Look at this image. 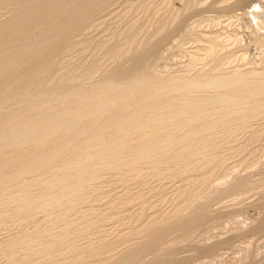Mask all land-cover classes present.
<instances>
[{
	"label": "bare ground",
	"instance_id": "6f19581e",
	"mask_svg": "<svg viewBox=\"0 0 264 264\" xmlns=\"http://www.w3.org/2000/svg\"><path fill=\"white\" fill-rule=\"evenodd\" d=\"M102 1L103 0H98L97 2L95 1L93 3L88 2L87 5L80 8L79 11L74 13L72 20L67 19L65 23L60 22L58 24H54L53 22L52 25H44V26L42 25L43 27H40L42 29L41 38L45 40L44 41L45 44L42 45L41 52H40L42 54V57H46L50 53L51 50L54 49L55 51V48H58L60 45H62V42L64 41V35L67 33V31H69V29L71 28L76 29L78 27V25L74 27L75 25H73L72 23L73 21H74V24L76 20L79 23H81L84 19L87 20V18H90L91 15L93 14L95 15L96 11L99 12V10H101V6L103 7L107 2V0H105L106 2L105 3L103 2L104 4L101 5ZM170 1L172 2V0H161L160 2L161 4H157L159 2L158 0L155 4L156 5L155 10L158 9V5L161 6V5L166 4L165 5L166 7L167 5H169ZM129 2L130 4L128 5ZM143 2H144L143 8L144 6H146V8L148 9L151 8L150 7L151 0L148 1L149 3H147L146 0H144ZM128 3H127L128 6H126V9H125L127 11L126 13H128L130 9L133 8V3H134V6H136L137 5L136 3H139V2L138 1L134 2V1L129 0ZM139 4L141 5V3ZM147 4L149 7L147 6ZM0 5L3 6L2 4ZM152 6H153V3H152ZM160 6H159L160 9L164 7V6L162 7ZM139 7H140L139 9H141L142 5ZM28 9L29 8H27V10ZM133 9L137 10L138 8L137 9L133 8ZM148 9H144V10H148ZM160 9L156 10V12L159 11ZM125 10H123L124 11L123 13H125ZM162 10L163 9H161L160 12ZM257 10L259 9L257 8ZM175 12L176 13H174L173 11L174 13L173 19L180 15L179 10L178 11L175 10ZM260 12L264 14V11H262L261 9L259 11H256L258 15L260 14ZM245 13L248 16L247 12ZM44 14L46 15L47 13L44 12ZM258 15H257L258 18L256 17L257 20L259 19V17L260 18L262 17L261 15L259 16ZM25 17H22V18H25ZM136 18H134L133 21H135ZM170 18L167 19V21H165V19L164 20L161 19V20L163 24H165V22L166 24H168V20H172V18L171 19ZM156 19L159 20V22L161 23V24L159 23L158 25H162V27L163 26L164 27L163 28L160 27L161 29L159 28V30L158 29L156 30V28H154L153 26L150 28L155 29V31L153 30L152 34L153 33L154 35L159 34L160 36L161 34L164 33V31H166L167 26H165L166 24L163 25L160 19H158L157 17ZM262 19L263 18H261V20L260 19L258 20L259 24H257V21L255 20L254 23L256 25L253 23L254 19H252V23L255 25L254 27L253 26L252 27L254 28L255 32L260 31L258 32L259 33L258 38H259V35H261L260 38H262L264 35V29H263L264 24L262 23L264 19L263 21ZM138 21H135V22H137L138 24L139 23ZM84 22L83 24L81 23L82 25L81 27L83 28L86 25ZM135 22H132V23H135ZM170 22L171 21H169V23ZM199 23L200 25H203L204 23H207V21L203 19ZM252 23L250 22L251 25H253ZM2 24L4 25V23ZM131 25H129L130 27L128 26L129 29L136 28V26L133 28L131 27ZM149 25L151 26L152 23ZM132 26H134V24ZM139 26L141 27L140 24ZM139 26H137L136 28L137 30ZM81 27H80V30L83 29ZM158 27L159 26H157V28ZM148 28L149 27L147 26V29ZM129 29H128V32H129L128 34L130 35L131 39L128 41H125L121 45L119 44V46L117 44L116 48L113 47L115 48V50L111 51L110 53L107 51H104L103 55H100L101 57L97 55L100 53L102 54V50L101 51L100 49L96 50L97 51L96 56L97 58L100 57V59H95L93 63L95 64V62L98 61V65L96 64L95 67L92 66V69L95 68L94 70H95V73L97 74V73H101L100 71H103L102 69L104 65L107 66L108 68H110L111 66V68L113 67V72L118 74L116 76H119L121 74L120 78L118 77L119 79L124 78L123 80L124 81L126 80L125 82L121 80L122 84L124 82L123 85H125V83L129 81L133 85L130 84L129 82L127 83L129 85H132L133 87L124 86L122 87L120 91L114 92V94H111L109 93V91H107V89H109L110 87L107 85L108 88L105 87L106 90L104 89L107 93H105L104 95H101L105 91H103L102 89L103 93L101 92L100 94L99 93L100 91L97 88L99 92L97 91L96 92L101 95V96H97L96 92L94 91L96 87L90 86L91 88H89L88 91L92 93L91 99L89 98L87 100H83V98L80 99L79 96L77 95L76 96L79 98V100L74 99V97L71 95L70 96L64 95L63 97L59 96L61 98L59 99V97H57L59 99L58 102L51 103L48 106L45 105L46 107L40 108L38 110L35 107L36 105L34 104V100L40 99L39 97L45 99L46 97L45 93L47 92V90L45 89L46 92H44V94L42 93L43 91H41L43 95L39 93V95L40 94L41 95L38 96L36 95L38 93L34 91L35 90L34 88L39 84V81L43 76L45 77L49 72H50L49 74H51L52 73L51 70L53 68H55L54 70H57L58 68H60V66L56 68V65L58 66V64H55V67H54V63H50V61H49L50 64L42 63L44 60L41 61V59L37 57L36 58L39 60L35 59V61H32L33 59L32 60L30 59L32 61L30 63L24 62L27 60L20 61L21 59L20 58L18 59V57H20L22 49L26 48L28 44H25V45L21 44L22 46H19V47L16 46L14 48L9 47L10 49H7V50L5 49L3 52L0 53V91L5 90V89H10L12 87L16 88V87H21V86H27L30 88V90L28 89L29 93L28 94L26 93L27 95L22 97L23 99L17 102L15 106L14 114H9L12 111H10L7 115L4 114L5 116H1L0 114V152H38L36 153L37 155L35 154L36 157L33 159L31 163L28 164V166H25L22 168L20 167L19 169H14L12 167L14 165L9 160L0 164V264H94V262L92 261L97 260L96 256L99 255L98 253L100 252V250L102 249V251L104 252L103 249L105 248V246H108L107 244H110L109 241L111 240V233L109 230L115 226V225L113 226V223L111 222L112 227L110 228L109 221L111 219L112 221L115 220L116 226L121 227V229L119 228L120 230L118 229V232L116 231L118 235H122L124 230L130 228V230H126L127 232H125V234L127 235L128 233V235L130 236L128 238L133 237V239H134V235L136 234L138 235V233L143 231V228L146 229V227H148L147 229L148 231L149 225H152L156 222V220L153 219V215H152L153 212L150 213L152 216L147 219L149 220L151 218L155 220L153 221L154 223L148 225L145 219V216H146L145 214L148 211L147 209L150 210L149 208L150 205L148 204L149 197L158 188H161L159 186H155V187L153 186L151 188H147L148 189L147 190L146 185L149 184L148 180L150 179V177L160 176L162 177L161 181L162 179L167 181L165 178H167L168 175H171V177L173 178L172 182L174 183V181L176 182V179L177 181L179 179V182L184 181L185 178L183 176L187 175L186 181L189 183L194 179L189 178L188 174L190 173L187 174V172L194 170L201 174L200 177L197 175L199 177L197 181L198 183L206 179L209 180V178L211 179V175L215 174L214 171L215 170H216L215 172L220 171L221 168L219 167L218 168L213 167L212 169L204 168L206 165H210L213 160L214 162L216 160L215 157H213L215 153L212 156V154L209 155L208 152H212V153L222 152V151L224 152L225 150H228L229 148L231 149V147L229 146L233 142V139H235L236 136L239 135L240 131L241 132L243 131V134H244L245 133L244 131H246V129L248 128L247 130L248 132H250L249 134L252 135L251 130H250L251 129L250 126H252V123L257 120L259 121V119L262 117L264 118V116H262V114H264L263 113L264 112L263 111L264 110V73L261 72V74L260 73L257 74L256 72L255 74V71L258 68H255L256 70L253 68L255 70L253 75H252L253 70L251 69L252 70L251 73L250 71H248V73L251 75L247 73L248 76H244L245 72L241 75L242 69L240 70V67L238 69L240 70V72H238L237 70L235 71L236 73L235 72L232 73V69H235V70L237 69L236 66H235L236 68L232 66L235 63V60L245 61V59H247V52L245 51L243 52V54L238 53V54H242L239 56L237 53H235L236 55H234V53L231 54L232 53L231 51H233L230 49L231 43L238 40L235 36H234L235 38H232L233 36L229 35L227 39L222 40L223 39L222 35L220 38L219 36L220 34L218 35L213 34L211 35L212 37L210 36L211 38L207 36L209 38L201 39V43H200L201 45H199L197 50L189 53L188 59H187L188 64L186 63L187 68L190 66L188 68L190 69L189 72L192 70V67L195 70L196 69L195 67L198 68L199 66L200 67L198 68V70L201 69V71L192 70L196 72L195 74L194 72H191L193 76L195 75L193 79H191L192 77L191 78L187 77L186 79V76L184 77L182 76L183 81H185L184 79H186L187 82L192 83V85L185 87L186 84L182 83V84H185L183 85L185 87L184 89L183 87H180L181 84L178 85L179 86L178 89L179 91L181 90V92H178L177 91L178 89L176 91L172 90V92L170 91L171 95L169 94L170 96H167L164 98L162 97L163 89L168 88L169 86L172 87L173 84L175 83H173L171 80H176L178 78H173L172 76L174 75L171 76L172 73L169 74L170 76L168 75L167 77H166L167 73H163V75L165 76L161 77L162 80L160 79L158 80L159 75L158 77L153 76V74L150 72V67H151L150 65H152L154 62H151L152 63L151 64L150 61H146V60H145L146 63L149 62L148 64L150 65L144 63L145 65L141 64L139 67L136 66L137 68L134 66L135 67V69L133 68L134 70L126 69V67L128 68L129 66L131 67L130 64H132L133 62L136 63L140 61V60H137L139 59L137 58V55L133 56L131 53H135V51H138L139 48L141 49V47L144 46L145 44L144 40L146 38V37H142L141 33H139L140 35L136 34L138 33L140 29L138 31L135 29V31H137L136 33L133 31V33L137 35V38L139 39H135L136 36L133 35V33H132V36H135V38L131 37L132 31L130 30L131 31L130 32ZM80 30L78 27V31ZM34 32H37V31H34ZM261 33H263V35ZM154 35L153 37L150 36L152 38H150L149 40H154L153 39ZM126 36L127 34L125 35V37ZM138 36H141L142 38ZM155 36L159 37L157 35ZM16 37L14 38V40L16 39ZM148 38H147L148 44H152L153 42L151 41L149 43ZM2 39L0 37V40ZM229 40H231V42ZM259 40L257 41L259 42ZM261 40L264 42V38ZM16 41L17 40H15V42ZM21 42L22 41L20 40L19 43ZM112 42L113 41H111V44ZM147 42H146V45H147L146 48L148 49ZM263 42L261 43L263 44ZM1 44L2 43H0V45ZM73 44H74V47L79 46L76 44V42ZM153 45H155V42ZM80 46L82 48L83 44L80 43ZM106 47L107 46L105 45L102 46L103 49H105ZM32 48H34V46H32ZM82 49H85V48L83 47ZM140 49L139 51L142 50ZM23 51L26 52L25 49ZM31 51L30 53H32ZM148 51L150 50L148 49ZM38 53H37V56H38ZM220 53L222 54L220 55ZM127 54L132 55L133 57L135 56L136 57L135 58L131 57L133 59V62H131L130 61L131 58L128 55V57L130 58L129 63L131 62L130 64H127L128 66H126V62L124 61L126 59H123L125 66H126L125 67L124 65H121L120 62H121V59L124 56L126 57ZM139 54H141V52H139L138 55ZM142 55H143V52L141 55H139V57H141ZM111 59L115 61V65L113 64L114 66L109 64L111 62ZM107 60H108V63H106ZM45 61H48V59ZM145 61H142V62H145ZM135 63H133V65ZM81 64H78L79 67L76 64L77 66L76 69L75 67L72 66L73 70L74 69L76 71L79 70L77 71L78 73V72L84 71L85 68H88V67H85L86 66L85 63L84 64L81 63ZM88 64L91 65V63H88ZM88 64L87 66H89ZM107 64H109L110 66H108ZM155 64L157 65L158 63H155ZM228 64L231 65L230 68L232 67V69L230 70L228 69L229 67ZM204 65L206 67L205 69H203ZM89 67L91 68V66ZM258 67H260L261 69L260 71L263 70L262 69L263 67L262 68L261 66H258ZM61 68H60L62 70L61 72L63 73L64 71L66 72V71H69L68 69H70V68H67L66 70L64 69L65 67H62V66ZM92 69H90L91 70L90 72L86 70V74L88 75H86L84 71L83 73L86 76L83 73H81V76L82 74H83V77H87L89 75H95L94 73L89 74L94 71ZM152 69H154V71H152ZM155 69L156 68H153V65H152L151 71L154 73V75L158 73V69H160V66L157 67L156 69L157 72ZM218 70H220L221 73H218ZM213 72L219 74L218 76H221L223 73L225 74L224 78H221L220 80H218V81H221L219 85H218L217 80L215 82L216 84L213 82L215 85H218V86H215L213 83L209 82L210 79L212 80L213 77L207 78V76L209 74H212ZM237 72L240 73L239 74L240 76H244V77L243 78L240 77L237 74ZM224 74L222 76H224ZM233 74H235L236 77L238 75L241 79L235 78ZM182 75H187V74H182ZM76 76L77 75L66 78L65 80L61 78L63 79L62 80L63 82L61 83L59 81V83H61L62 85L61 84L60 85L63 87L64 86L63 84L65 83L68 84L74 81L76 79ZM81 76H78V77L80 78ZM213 76H215L216 78L217 75H213ZM218 76L216 79H218ZM112 77H114V81L117 78L115 76H112ZM156 77H157L156 82H153L152 80L156 79ZM174 77H178V76H174ZM208 77H210V75ZM56 78H59V76ZM178 80L176 82H179ZM158 81H161V82L157 84ZM228 81L229 83L230 82L234 83V84L231 83L234 87L232 86V89L228 88L229 90H227L225 86V83ZM57 82H58V79H56V82L53 80L51 82L48 81L47 83L48 85L46 86L48 87L50 86L49 90H51L50 88L54 87L57 84ZM127 83L126 85H128ZM151 83L155 85L157 84V86H154L152 84L155 87L154 90L152 88ZM180 83H181V80H180ZM95 84H92V85H95ZM122 84H120V81H119V84H117L116 82V86L118 87L119 85H122ZM110 85H112V83H110ZM227 86H230V85H227ZM212 88H214L215 91H210V90H213ZM174 89H176V87ZM146 94L147 95L149 94L150 96H152L151 99H149L148 98L149 96L147 97ZM141 95L143 96L145 95L146 96L144 97L145 99L142 98L143 96ZM146 98H148L149 100H146ZM52 99H54V97ZM214 116L217 118V120L221 117L220 118L221 120L219 119L220 121L218 120L217 123H212L211 121L216 122L215 121L216 119L215 118L213 119ZM87 117H90L92 120L97 122V125L95 124L96 125L95 128L93 129L88 128V129H83V130L80 129L81 131L80 130H79L80 132L78 131L79 134L77 135L76 139H73V140H64L62 138L61 139L55 138L56 141H54L53 143L44 144L46 137L49 136L50 134H57V133L62 134L61 132L66 130L70 124L75 123V122L77 123V122L84 121L83 119ZM85 123H87V121ZM172 128H173L172 131H174L175 128L180 130L181 131L180 134H182V131H183V135H180L181 137L175 136L174 133L177 130L173 133L171 132ZM163 129H167L165 130V132L167 133L166 135H163V132H161L162 133L161 135H163L161 137L159 136V132L162 131ZM257 130L255 129L256 132ZM177 132L179 133V131ZM252 132H254L253 129H252ZM178 133H176V135ZM215 133L219 135L214 137L213 135H216ZM243 134L241 133V135ZM256 135L252 136L253 138L248 135L250 139L249 137H246V134L243 135L246 137L244 138L245 142L244 140H240L242 139V136L241 138H239L238 136V139L235 140L236 144L238 143L237 141L240 140L241 144L243 145L244 143H246L247 141L246 139L254 140V137L256 139L258 137V136L256 137ZM228 138H230L232 142H230V144L228 142V145H227L226 144L227 142L225 141L226 139L228 140ZM175 142H177V146L172 145ZM236 144H235V147H236ZM171 146H175V147H171ZM224 146L226 147V149ZM237 146L239 145L237 144ZM240 146L236 147L235 149L240 148ZM243 146H245V144ZM246 146H248L247 143H246ZM222 148L225 150L221 151ZM230 149L228 151H230ZM240 150H243V148H240ZM257 150H259V148ZM260 150H263V149H260ZM56 152H59L61 154H66L67 156L61 162H58L57 164H55L53 167L42 169L44 167V164L47 163V161L50 160ZM186 152H199V153L205 152V153H202V155L195 154V153H190L189 155H186L187 154ZM61 154H59V156H61ZM215 156H217V154ZM58 158L57 160H59ZM194 160L200 161V168L198 167V169H191L190 165H192V161ZM142 165H145V167H141ZM181 165L182 167H180ZM37 169L38 170L42 169L41 174L35 177L33 176L30 177L29 174L33 172L34 170L38 171ZM207 169L209 172L206 171ZM218 173L219 172L216 173V176H218L217 175ZM216 176L214 175V177L213 176L212 177L216 180L218 178V177L216 178ZM224 176L219 177L217 179L218 182L215 180H212V183L215 184L216 182L215 186H217V183L218 185L221 186L219 182L224 183L225 180L230 179V177H228L227 175H224ZM179 177L180 178L183 177V179H180ZM16 179L17 181H15ZM208 180H206L205 182L207 183ZM168 181L170 182L171 180H168ZM195 181H193L192 184ZM195 183L194 185L197 184ZM253 183L254 184L256 183L255 180L253 181ZM165 184H163V186ZM204 184L205 183H203V185ZM224 184H226V182ZM224 184L222 185L225 186ZM248 185L254 186L252 182L251 184L249 183ZM263 185L262 186L259 185V187L262 188ZM177 186L174 188V189L177 188V191L175 190L176 193L173 191L175 193L174 199L175 201H177L176 202L177 206L172 211L173 217H175L174 215L177 214L179 211H181V209L183 210L182 206H184L185 211H187L186 209L187 205L185 206V204L187 203H189L188 204V209H189L190 202L192 201L188 200V195H190V193L193 192L191 191V189L194 190V188H192L191 186L190 187L188 186L187 189L191 192L188 191L187 193V189L184 186L180 185L181 188L179 186L180 188L179 190ZM196 186H193V187H196ZM251 186L249 187L251 188ZM256 186H254V188H257ZM114 187H118L122 189L121 191H116L115 189H113ZM111 189H113L115 192H113L112 190L113 193H111ZM198 189H201L198 191H202V189L204 191L205 189V191L207 192L208 188L206 189L202 186L201 188L198 187ZM205 191L203 192V196H204V193H206ZM246 191L248 190L246 189ZM186 193L188 195H186ZM238 193H240V191H238ZM197 194L198 193H196V196ZM199 194H201V192ZM165 195L167 196V193ZM193 196H195V194H193ZM193 196L190 195V198H192ZM170 197L171 196H169L168 198ZM168 198L165 202H169ZM158 199H159V202L161 200L163 201V198L161 197ZM170 199L171 201H173L172 197ZM186 200H187V203H184L186 202ZM197 200H199V198ZM194 202L191 204L193 205L196 203ZM172 204L174 205V203ZM151 208H152V205H151ZM125 209L126 210L131 209L132 211H130L128 214L127 213L128 211L126 212ZM135 209H139V212H136ZM122 210L125 211L126 214H128V215H125L127 217H121L123 214ZM185 211L183 210L181 213H184ZM195 213H192V214L194 215ZM198 213L199 215L198 214L197 215L200 216L201 215L200 211ZM160 214L162 213H159L158 216L154 215V217L157 218V220H159L158 218L161 217ZM194 216L196 218V215ZM143 217L145 219V223H142V225H144L142 227L141 225H137L136 221H139L141 218L143 219ZM169 217H170V214H169ZM190 220H193V218L192 219L189 218V220L187 221H190ZM150 221L152 222V220ZM126 223L136 224V226H133V227L131 226L129 228L126 227V229H122V226ZM189 223L191 224L192 221H190ZM107 224H109L108 225L109 232L106 230ZM188 224L186 222V225ZM114 229L115 228L111 230L114 231ZM145 229H144V232H145ZM114 234L116 233L114 232ZM1 235L2 236L5 235V237L2 238ZM115 236L116 235H114V239H115ZM120 237L122 238V239H118L120 242L117 239H115V241L119 242V243L116 242L117 246L121 243L124 244V242H122L123 239H128L127 237L126 238H123L122 236ZM120 237L118 236L117 238H120ZM131 240L129 239V241ZM110 242H113V241H110ZM127 245H128V240H127ZM131 246L130 248L132 249H135L137 247V246L136 247H133V246L131 247ZM122 247H123L122 251L124 253V256H126L128 253H126L125 255V252H128V249H127L128 247L125 245V247H127L125 250L127 251L124 250V246ZM107 248L110 249L109 246ZM107 248L105 249V252L108 250ZM114 248L115 247L113 244V247L110 249V252H107L106 254H104L105 252L103 253L101 251L104 254V255H101V257L98 259L101 262V264L102 262H104L105 264V261L109 258L110 254H113V257L115 258L114 254H116V252L112 253L111 251L119 250L120 247L119 249H117L118 247L115 249ZM130 248H129V251H132V249L130 250ZM119 251L118 253L122 252V251L121 252ZM134 251L131 252L130 254L132 255ZM131 255L128 254L127 257L129 258L131 257ZM116 259L117 261H114L115 264H117V262L120 261V259L119 260L118 258ZM114 263H111V264H114ZM108 264L110 263L108 262Z\"/></svg>",
	"mask_w": 264,
	"mask_h": 264
},
{
	"label": "rangeland",
	"instance_id": "374dc122",
	"mask_svg": "<svg viewBox=\"0 0 264 264\" xmlns=\"http://www.w3.org/2000/svg\"><path fill=\"white\" fill-rule=\"evenodd\" d=\"M95 1L97 2L98 0H83V1H81V0H73V1L72 0H69V1L68 0H36V1L35 0L34 1L33 0H19V1L18 0H15V1L5 0L4 1L3 0V1H1L0 4H2L3 6L0 5L1 6V8H0V27H1L0 28V37H1V39L2 38L3 39L0 40V43H2L0 45V47H1L0 53L3 52L5 49L7 50L10 48H14L16 46L19 47V46L28 44L27 46L28 47L30 46V47L28 48L26 46V48H23L21 51V54L23 53L22 56L20 54V57H18V59L19 58L21 59L20 61L27 60L24 62L30 63L32 61H35V59L36 60L41 59V61L44 60L42 63H49V61H50V63H54V67H55V64H58V66L56 65V68H58L59 66H60V68H61V66L65 67L64 69H66V70H67V68H70V69H68L70 72L66 71L69 74H67L64 70H63L64 73L61 72L62 68L61 69L58 68L59 71H58V69L54 70L55 68H53L51 70V72H52L51 74H49L50 73L49 72L47 74L48 76L47 75L45 77L43 76L40 79L39 84L34 88L35 90L34 89L33 90L38 93V94H36L38 96H40L42 93L44 94V92H46V90H47V92L45 93V95H46L45 99L39 97L40 99L34 100V104L36 105L35 107L37 110L40 108L46 107L51 103L58 102V100L61 97H63L64 95L65 96L71 95L76 100H79V98L80 99L83 98V100H87L89 98L91 99L92 93L88 91V89L91 87H96L94 89V91L95 92L100 91L99 92L100 94L102 92V89H103V91L106 90L105 87H107V85L110 86L109 89H107V91H109V93H111V94H114V92L120 91L122 89V87H124V86L133 87L132 86L133 84L130 83L129 81H127V82H129L132 85H129L127 82L126 83L128 85H126V83H125V85H123L126 80L124 81L123 80L124 78H122V77H121L122 79H119L121 74L119 76H116L118 74L113 72V67L111 68V66H110V65H112V66L115 65V61L113 59H111L112 63L109 60L110 65L107 64L108 66H110V68L112 70L104 65V67L102 69L103 71H100L101 73H97V74L95 73L94 67L96 66V64L98 65V61H96L95 64L93 62L95 61V59H100V57H101L100 55H103L104 51H107L110 53L111 51L115 50V48L117 47V44L119 46V44L121 45L125 41L130 40L131 38H130V35L128 34L129 33L128 32V29H129L128 26L131 24L132 25L134 24V26L131 25V27L134 28L137 24V22H135V21H138V20H139L138 21L139 23L137 24V26H139V24L141 25V27L140 26L138 27V30L140 29L139 30L140 32L136 29L137 26L135 29L138 31V33H136L137 31H135V29H129V31L130 30L132 31V32L130 31L131 37L135 38V36H136L135 39H139V38H137V35H135L133 33V31L136 34L141 33L142 37H146L144 40L145 44H144V46L141 47V49L143 47H145V48H143L145 50L142 49L143 50L142 51L139 48L141 51H139V49H138V51H135V53H131L133 56L137 55V58H139L137 60H140L139 61L140 63L139 62H136V63L133 62L132 58H135L136 56L133 57L132 55L127 54L126 57L124 56L121 59V62L123 61V59H126V60H124L126 62V66H128L127 64H130L131 62H133L135 64L134 65H133V63L130 64L131 67L129 66V68L125 66L124 61L122 63L120 62V64L124 65L126 67V69L134 70L136 66L139 67L141 64L146 63V61H150V63L154 62L153 64L151 63L153 65V68L157 69V67L160 66V69H158V73H156L157 75L156 74L154 75V73L152 72V71H154V69H152V71H151L152 65L148 64L149 62L146 63V64L151 66L150 72L153 74V76L158 77V75H159L158 80L159 79L162 80L161 77L165 76V75H163V73H167L166 77L171 73H172L171 76L172 75L178 76V77H174V76H172V77L180 79L181 83H180V80H178V79L171 80L175 84H173L172 87L169 86L168 88L163 89L162 97H164V98L167 96H170L172 90L176 91L179 87L178 85H180V84H181L180 87H183V89L187 86L192 85V83L187 82L186 79H187V77H190V78L192 77L191 79H193L195 77V75L193 76V74H191V72L198 70V68L200 66L198 68L195 67L196 68L195 70L192 67V70H194V71L191 70L189 72L190 69H188V68L190 66L188 68L186 67V63L188 62L187 61L188 55L190 52L197 50L199 45H201L200 44L201 39L209 38L213 34H217V35L220 34L219 35L220 38L222 35V37H223L222 40L227 39L229 37V35L233 36L232 38L236 37L238 39L235 42L231 43L230 49L233 50V51H231L232 52L231 54L234 53V55H236L235 53H237V54L242 53L243 54L244 51L247 52V59H245V61L235 60V63L232 66H234V68L237 67L236 70L232 69V67L230 68L231 65L228 64V66H229L228 69L229 70L232 69V73L237 71L239 69V67H240V70L242 69L241 75L245 72L244 76H248V74H249L248 71H250V73H251L252 70H253L252 71V75H253L254 71L256 70L255 68H258L255 71V74H256V72H257V74H259V73L261 74V72L264 73V71H263L264 70V63H263L264 62V42L261 40L264 38V35H263V33H261L263 35L262 38H260L261 35H259V38L261 40L260 41L258 38V34H259L258 32H260V31L255 32V30L253 28L256 25L254 23L255 20L257 21V24H259L258 20L259 19L261 20V18L264 19V16H263L264 14L262 12H260L259 15H261L262 17L261 18L259 17V19L257 20L258 13H256V11H259L260 9L262 11H264L263 10L264 9V7H263L264 6V0H172V2L170 1L169 5H167L166 7H165V5H166L165 3H164L165 5H161V6L158 5V9H160L159 6L160 7L164 6L161 8V9H163L161 12H160L161 9L157 12H156V10H158V9L155 10V7H156L155 4L158 0H151V3H150L151 8H149V9L146 8V6H144V8H143V4H144L143 1L144 0H131L134 2L138 1L139 3H141V5H142L141 9H143V10L139 9L140 8L139 6H141L139 3H136L137 5L139 4L138 6L136 5L137 7L134 6V3H133V8H136V9L138 8L139 10L138 9L135 10L132 8L133 10L130 9V11L132 10L130 12L128 9V11L130 13L129 12L126 13L127 11L125 10L126 6H128L130 4V2L128 3L129 0H107V2L105 0H103L101 5H103L105 2H106V4L103 7L101 6V10H99V12L96 11L97 13L95 12V15L93 14L94 16L91 15L90 18H87V20L84 19L81 22L83 24V22L85 21L84 23L86 25L85 26L83 25L84 28L81 27L82 26L81 23H79L77 20L75 21V24H74V21L72 22L73 25H75L74 27H76L78 25L79 30H80V27L83 29H81L80 31H78V27L76 29H72V28L69 29V31H67V33L64 35V41L62 42V45L59 46L60 48L59 47L55 48V51L53 49L50 51V53L46 57H42V54L40 52H41L42 45L45 44V42H44L45 40L43 38H41V35H42L41 30L42 29L40 27H43L44 25H52L53 22H54V24H58L60 22L65 23L67 21V19L72 20L75 12L79 11L80 8L87 5L88 2L93 3ZM146 1H147V3H149L148 2L149 0H146ZM160 2H161V0H159V2L157 4H161ZM127 3H128V5H127ZM152 3H153V6H152ZM39 5H40V7H39ZM145 5H146V3H145ZM259 5L262 6L263 9ZM147 6H148V4H147ZM73 7H75V8H73ZM27 8H29V9L27 10ZM257 8L259 10H257ZM62 9H64V10H62ZM144 9H148V10H144ZM61 10H62V12H61ZM123 10H125L126 14L123 13L124 12ZM175 10H177V11L179 10L180 15L173 19V14L176 13ZM173 11H174V13H173ZM44 12H46L47 14L45 15ZM245 12H247L248 16L246 15ZM30 13H32V14H30ZM19 15H21V16H19ZM49 16H50V18H49ZM155 16L158 19H160L161 22L164 19H165V21H167V19H169L170 17L172 18V20H168V24H166V22L164 21L166 25L163 24V22H162L163 25L167 26V29H166V31H164V33L161 32L163 34H161L160 36H159V34H155L159 37H156L154 35V33L152 34V32H153V30L155 31L154 28H156V30L157 29L159 30L160 27L163 28L164 26L162 27V25H158L160 22H159V20L156 19ZM22 17H25L26 19L22 18ZM134 18H136L138 20L135 19V21H133ZM251 18L254 19L253 23L255 25L252 23ZM16 19H18V20H16ZM203 19H205L207 21V23L200 25L199 22ZM263 19H262V21H263ZM47 21H49V22H47ZM169 21H171V22L169 23ZM9 22H10V24H9ZM21 22H22V24H21ZM132 22H135L136 24L132 23ZM250 22L253 25H251ZM2 23H4V25ZM151 23H152V25L150 26L149 24H151ZM262 23L264 24V21ZM147 26L149 27L148 29H147ZM152 26L154 27L153 29L150 28ZM157 26H159V27L157 28ZM16 28H17V30H16ZM28 28H30V29H28ZM5 29H6V31H5ZM22 29H23V31H22ZM263 29H264V27H263ZM13 30H14V32H13ZM256 30H257V28H256ZM34 31H37L38 33L34 32ZM261 31H263V30H261ZM32 32H34V33H32ZM132 33L135 36H132ZM126 34H127V36L125 37ZM153 35H154L153 39L154 40L156 39V40L155 41L149 40L150 38L153 37ZM14 36L15 37L17 36L15 39V40H17L16 41L17 43L14 40V38H15ZM70 36L73 38H71ZM141 36H138V37H141ZM150 36H152V37H150ZM207 36H209V37H207ZM216 36H214V37H216ZM78 38H79V40H78ZM147 38L149 40V43L151 41L153 43L148 44ZM80 39H82V40H80ZM120 39H121V41H120ZM20 40L23 43L22 42L19 43ZM108 40H110V41H108ZM257 40H259V42ZM12 41L14 42L15 45L13 44ZM69 41H71V42H69ZM111 41H113L112 44H111ZM229 41L231 42V40H229ZM26 42H28V43H26ZM72 42L73 43L76 42V44L79 46L74 47V44ZM79 42L81 44H83L82 48L84 47L85 49L81 48ZM146 42L148 44V49L150 51H148V49L146 48V46H147ZM154 42H155V45H153ZM261 42H263V44ZM39 43H40V45H39ZM113 44H115V45H113ZM104 45L107 46L105 49L102 48V46H104ZM150 45H152V46H150ZM32 46H34V48H36V49L32 48ZM113 47H115V48H113ZM30 48H32V49H30ZM24 49L26 52L23 51ZM98 49H100V51L102 50V54L100 53L97 55L96 50H98ZM107 49H109L110 51ZM30 51L33 54L30 53ZM137 52L138 53L141 52V54L143 52L144 56L143 55L141 56L143 59L146 56L147 57L143 60L141 57H139V55H141V54L138 55ZM37 53H38V56H37ZM98 53H99V51H98ZM144 53L146 54V56ZM147 53H148V55H147ZM50 54L53 56H51ZM65 54H66V56H65ZM221 54L222 53H220V55ZM242 54H238V56L242 55ZM96 55L100 56V57L97 58ZM128 55L130 58L131 57L132 58L130 59L128 57ZM24 56H26V57H24ZM36 57L39 59H37ZM46 58L48 59V61H45V60H47ZM30 59L31 60L33 59V60L31 61ZM129 59L131 61L130 63H129ZM142 61H145V62H142ZM81 63H83V64L85 63V65H86L85 67H88V68L84 69L85 72L84 71L78 72L79 73V75H78L77 71H79V70L76 71L75 69L77 66L79 67L78 64H81ZM86 63L87 64L91 63V65L88 64L89 66H91V68L89 66H87ZM106 63H108V60ZM155 63H158L159 65L158 64L156 65ZM76 64H77V66H76ZM132 65H133V67H132ZM257 65L261 66V68L263 67L262 68L263 70L260 71L261 69ZM72 66L75 67L74 70L76 73L74 72ZM81 66H82V64H81ZM92 66H94L93 67L94 69H92ZM89 68L94 70L92 73H89V74L94 73L95 75H89L87 77H83V74L84 73L86 74V70ZM205 68L206 67L204 65L203 69H205ZM90 69L87 71L90 72L91 71ZM240 70H238V72H240ZM198 71H201V69H199ZM219 71L220 70H218V73H221V71L220 72ZM156 72H157V70H156ZM160 72H161V74H160ZM215 72H213L212 74L218 76L219 74H217ZM238 72H237V74L239 75L240 73H238ZM81 73H83L82 76H81ZM195 73L196 72H194V74ZM71 74H73V75H71ZM182 74H187V75H182ZM212 74H209L210 77H208L209 76L208 75L207 78H211V77L215 78V76H213ZM49 75L52 78H50ZM75 75H77L76 79L74 80L75 82L72 81L68 84H66V83L63 84L64 85L63 87H65V88H63L61 86L63 79L65 80L66 78L73 77ZM86 75H88V74H86ZM222 75L218 76V79H216L217 76L215 79L212 78L213 81L210 79L209 82L215 83L216 80L218 81L221 78L225 77V74H224V76H222ZM233 75L235 78H239V79H241L240 77H242V78L244 77V76H240V75H239L240 77L238 75L236 77L235 74H233ZM249 75H251V74H249ZM58 76H59V78H56ZM78 76H81V77L79 78ZM112 76L117 77L115 79V81H114V77H112ZM182 76L183 77L186 76V79L183 78L185 81L182 80ZM157 77H156V79H154L152 81L156 82ZM47 78H48V80H47ZM55 78L58 79V82L55 85L56 87L58 85V87L56 88L54 86V87L50 88L52 90L51 91V90H49L50 86L48 87L46 85H48L47 84L48 81L51 82L53 80L56 82ZM61 78H63V79H61ZM112 78H113V80H112ZM117 80L120 81V84H122L121 80H123L124 81L122 84L123 86L122 85H119V87L116 86V82H117V84H119V81H117ZM177 80L179 82H176ZM222 80H224V79H222ZM59 81L61 83H59ZM111 81H113V82H111ZM160 82L161 81H158L157 84H159ZM220 82L221 81H218V85ZM110 83H112V85H110ZM182 83H185L186 85L182 84ZM188 83H190V84H188ZM226 83H225V86H226L227 90H229L228 88L232 89V86H233L232 84H234V83H232V82L229 83V81ZM92 84H95V85H92ZM152 84L153 83H151V85ZM157 84L156 85L153 84V85L157 86ZM96 85L99 87H97ZM151 85H150V87H151ZM153 85H152V88L154 90L155 87ZM183 85H185V87ZM214 85H213V87H214ZM218 85H215V86H218ZM227 85H230V86H227ZM175 87H176V89H174ZM12 88L1 90L2 92L0 91V94H1V96H0V114H1V116L7 115L10 111H12V112H10L9 114H14L15 106H16L17 102L20 101L21 99H23L22 97L26 96L29 93L28 89L30 90V88L27 86H21V87H16V88L12 87ZM97 88L99 89V91ZM212 89L213 90H210V91H215L214 88H212ZM41 91H43V92L41 93ZM177 91L181 92V90L179 91V89ZM97 92H96L97 96H101V95H104L105 93H107L105 91L104 93L102 92L103 94L100 95ZM39 93H41V94L39 95ZM76 95L79 96V98ZM59 96H61V97H59ZM141 96H143V95H141ZM146 96L147 97L149 96L148 97L149 99H151V97H152L149 94L148 95L146 94ZM146 96L144 95L142 98H144ZM53 97H54V99H52ZM55 97L56 98L59 97V99L58 98L56 99ZM148 98H146V100H149ZM9 104L10 105L12 104V105L10 106ZM4 106H5V108H4ZM38 106H40V107H38ZM22 112H23V110H22ZM217 115H218V113H217ZM220 115H222V114H220ZM219 116H218V118H219ZM262 116H264V114H262ZM214 118L216 119L215 120L216 122L211 121L212 123H217V121L221 117L218 120L215 116L213 117V119ZM262 118H260L259 121L258 120L254 121L253 122L254 124L252 123V126H250L251 129L250 128L249 129L251 130L252 135L249 134L250 132H248V130H247L248 128H247L246 129L247 132L244 131L245 133L243 134V131L242 132L240 131L239 135H237L236 138L233 139V142H235V143H233L230 138H228V140L230 139L229 141L226 139L225 142H227L226 143L227 145H228V142H229V144H230V142H232L231 145H233V146H231V145L229 146V147H231V149L229 148L230 151H228L229 149L225 150L227 147V145H226V147L224 146L225 149H223L224 147L221 149V151L225 150L224 152L223 151L222 152H213V153L208 152L209 155L212 154V156H213L215 153V155L217 154V156H215V155L213 156V157H215L216 160H215V162H214V160L212 161V163L214 162L213 164L211 163L212 165L211 164L206 165L204 168H208V169L211 168L212 169L213 167H217V168L219 167V168H221V170L217 171V172H219L217 174L218 176H216L217 172H215L216 171L215 170L214 171L215 174L211 175V179L210 178H209V180L206 179V180H208L207 183L205 182L206 180H204L202 182L200 181L198 183L197 181H198L201 174L197 171H194V170L187 172V174L190 173V174H188V177L194 179L189 183L186 181L187 175L183 176L185 178L184 181L180 180L182 182H179V179H178V181L176 179L177 183L174 181L175 179L173 180L174 183L172 182L173 178L171 177V175H168V177L165 178L167 181H165L164 179H162V181H161L162 177H160V176L150 177V179L148 180L149 184L146 185V189L151 188L153 186L154 187L155 186L161 187V188H158L160 190L157 189L158 191L156 190L149 197L148 204L150 205V207H149L150 210L147 209L148 211L146 210L147 212L145 214L147 216V217L145 216L146 223L149 225V224L154 223L153 221L156 220V222L154 223L155 225L154 224L149 225L148 231H147L148 227H146V229L143 228V231H142L143 233L140 232V233H138V235L136 234L137 237H136V235H134V239H133V237L128 238L130 236L128 235V233L126 235L125 232H127L126 230H130L129 227L136 226V224L141 225L143 227L144 225H142V223H145L144 217H143V219L141 218L139 221H136V224H132V223H131L132 225L130 223L124 224L125 226L123 225L122 229H126V227L129 229L124 230L123 231L124 234L122 233V235L117 234L118 229L119 228L121 229V227L116 226L115 220L112 221V219H111L109 221L110 225L107 224V226L109 225L111 228L112 227L111 222H112L113 226L114 225L115 226L112 227L111 229H113V228H115V229H114V231L111 229L109 230V226L108 227L106 226V230L107 231L109 230L111 233V240L110 241H113V242L109 241L110 244H107V245L111 249L113 247V244H114L115 248L118 247L117 249H119V247H120L121 250L120 249H119L120 251L119 250H113L114 252L111 251L112 253L116 252V254H114L115 258L113 257V254H110L112 257L109 255L108 259L111 262L108 259L106 261H108L111 264V263H114V261H117L116 258H118V260L120 259V261H118L119 263L117 262V264H126V263L127 264H264V185H263L264 184V130H263L264 118H263V120H262ZM83 120L84 121L77 122V123L75 122V123L70 124L69 127L66 130H64L66 132H64V131H63L64 133L61 132L62 134H60V133L50 134L49 136L46 137L44 144H51L54 141H56V139H58V138H60V139L62 138L64 140L76 139L77 135L79 134V132L81 130L88 129V128L93 129L97 125V122L92 120L90 117L84 118ZM86 121H87V123H85ZM252 129L254 132H252ZM255 129L256 130L258 129L257 132L255 131ZM75 130H77V131H75ZM165 130H167V129H163L162 131H160L159 136L162 137L163 135H166L167 132H165ZM172 130H173V128L171 129V132H173V133L176 130L179 131V133L177 131L174 133L175 136H177V137H181L180 135H183V131H182V134H180L181 133L180 130H178L176 128L174 131H172ZM258 131H259V133H258ZM161 132H163V135H161L162 134ZM176 133H178V134L176 135ZM241 133L243 135L246 134V137H249V136L252 137L256 134H257L256 137L257 136L258 137L260 136V137L259 138L257 137L256 139L254 137L255 141L253 139L249 140L250 139V137H249V139H246L248 141V142L246 141V143L248 144V146H246V143H244L245 142L244 138H246V137L241 135ZM247 133L249 136L247 135ZM215 134L216 135H213L214 137L219 135L217 133H215ZM240 135L242 136V139H240V140H244V142H242V143H244L246 147L243 146L244 144L243 145L241 144L240 140L237 141L238 142L237 144L239 146L241 145L242 147L240 146V148H243V150H240V148L235 149L236 147H239V146H237L235 140L238 139V136H239V138H241ZM51 139H53V140H51ZM235 144H236V147H235ZM172 145L177 146V142L173 143ZM171 147H175V146H171ZM232 147L235 150H233ZM258 148H259V150H257ZM260 149H263V150H260ZM241 151H243V152H241ZM9 153H11V154H9ZM36 153H38V152H0V164L9 160L14 165V166H12L14 169H19L20 167L22 168V167L28 166V164L31 163L33 161V159L36 157V155H37ZM186 153H187L186 155H189L190 153L202 155V153H205V152H201V153H199V152H186ZM59 154H61V153L56 152L53 155L54 158L52 157L50 160H48L47 163L44 164V167L42 169H47V168L53 167L55 164H57L58 162H61L67 156L66 154H61V156H62L61 157V156H59ZM73 154H74V152H73ZM33 155H35V156H33ZM199 155H197V156H199ZM27 158H28V160H27ZM57 158L59 160H57ZM49 163H51V164H49ZM190 166H191V169H198V167L200 168V161L194 160V161H192V165H190ZM192 166H193V168H192ZM141 167H145V165H142ZM180 167H182V165ZM183 167H184V165H183ZM235 168L236 169L239 168L240 170L239 169L236 170ZM42 169H40V170L37 169L38 171L34 170L33 172H31L29 174V176L35 177V176L40 175L42 172ZM208 169L206 170L207 172H209ZM34 172H35V174H34ZM36 173H38V174H36ZM229 173H230V175H229ZM214 175L216 176V178L227 175L228 177H230V179L225 180L226 184H224L225 182L223 181L224 183L219 182V184H221V186L218 185V183H217V186H215V184H216L215 181H217L218 178L215 180L213 178ZM183 177H181V178L179 177V178L183 179ZM168 180H171V181L169 182ZM212 180H215L214 181L215 184L212 183ZM252 180L253 181L255 180L256 183L254 184ZM256 180H258V181H256ZM15 181H17V179ZM193 181H195L198 184L197 185L194 182L199 188H201L202 186L206 189L208 188L207 192L204 189V191L206 192V193H204V196H203V192H204L203 189H202L203 192L198 191L201 189H198V187L196 185H194V183L192 184ZM251 182L254 186L259 184L261 186L263 185V187L260 188L258 185V186H256L258 189L254 188V186L248 185L249 183L251 184ZM203 183H205V184L203 185ZM163 184H165V185L163 186ZM199 184L202 186H200ZM222 184H224L225 186H223ZM180 185L184 186L186 189L188 188V186L189 187L191 186L192 188H194V190L189 188L193 192H191L187 189V193L189 191V192H191L190 195L193 196V194H195V196L190 198V195H188L186 193V195H188V200L192 201V202H190L189 209H188L189 203H187V200H186V202H184V203H187V204H185V206L187 205V207H186L187 211H185L184 206H182V208L185 212L181 213L183 211L181 209V211L178 212L179 214L177 213L174 215L175 217H173L172 211L177 206L176 205L177 201H175V199H174L175 198L174 194L176 193L175 190L177 191V188L176 189H174V188L177 186L178 190H179L181 188ZM179 186H180V188H179ZM193 186H196V187H193ZM218 186H220V187H218ZM249 186H251V188L253 187L252 190ZM117 188L118 187H114L113 189H115L116 191H121V189H122V188H118V189ZM209 188H210V190H209ZM244 188H245V190H244ZM113 189H111V193L115 192ZM246 189L248 191H246ZM112 190H113V192H112ZM171 191H172V193H171ZM238 191H240V193H238ZM200 192H201L202 196H201V194H199ZM166 193H167V196L165 195ZM196 193H198L197 194L198 197L196 196ZM169 194H171V195H169ZM168 195L173 198L172 199L173 201H171V199H170L171 197L168 198L169 197ZM159 196L161 198H163V201L160 199L162 201V202L160 201L161 203L159 202V199H158V198H160ZM166 197L168 198L169 202H165L167 200ZM194 197L195 198L197 197V198L195 199ZM198 198H199V200H197ZM193 202L195 204L192 205L191 203H193ZM172 203H174L175 206ZM184 203H183V205H184ZM151 205H152V208H151ZM135 210H136V212H139V209H135ZM130 211H132V210L131 209L126 210V212L128 214ZM199 211L201 213L200 216H198ZM126 212L123 211V214L121 217H127V216H125V215H128V214H126ZM154 212H155V214H154ZM156 212H158V213H156ZM150 213H152L153 219H155V220H153L151 218L149 220L147 219V218L152 216ZM159 213H162V214H160L161 217L159 216L160 218H158L159 220H157V218H155L154 215L158 216ZM192 213H195L194 215H196L197 219L195 218V216ZM169 214H170V217H169ZM163 215L166 217H164ZM143 216H144V214H143ZM191 217L193 218V220H190V221H192V223L190 224L189 223L190 221H187V220H189V218L192 219ZM194 218H195V220H194ZM150 220H152V222ZM186 222H187V224L188 223L189 224L186 225ZM174 223H175V225H174ZM183 223H184V225H183ZM141 226H139V227H141ZM116 228H117V230H116ZM144 229H145V232H144ZM112 231H113V233H112ZM114 232L116 234H114ZM114 235H116V236L118 235L119 237L122 236L123 238L127 237L128 239H123L124 241L122 240V242H124V244L128 248L125 247V245L122 243L117 246L116 242L119 241L118 239H122V238L121 237L117 238L118 236L117 237L115 236V239L118 240V241H115ZM125 235H126V237H125ZM3 237H5V235H3L2 238ZM129 239L130 240L132 239V240L129 241ZM150 239H152V240H150ZM127 240H128V245H127ZM148 241H149V243H148ZM131 245L133 247H136V246L137 247L135 249H132V248H130ZM108 246H105V248L103 249L104 252ZM122 246H124V250L126 248L128 249V252H125V255H126V253L131 255L130 253L135 250L134 253L131 255V257L128 258L127 257L128 254L126 256H124V253L122 251V249H123ZM144 247H145V249H144ZM129 248H130V250L132 249V251H129ZM110 249H108L109 251L107 250L105 253L101 249L100 252L98 253L99 255L96 256L97 258L95 257L97 260H95V261L93 260L92 262H94V264L95 263L101 264V262L98 259L101 257V255H104L107 252H110ZM118 251L119 252L122 251L121 252L122 254L118 253ZM125 251H127V250H125ZM117 253L120 255H118ZM113 258H114V260H113ZM111 259L113 260V262ZM121 259H122V261H121ZM128 259H129V261H128ZM106 261H105V264H108V262H106ZM102 264H104V262H102Z\"/></svg>",
	"mask_w": 264,
	"mask_h": 264
}]
</instances>
